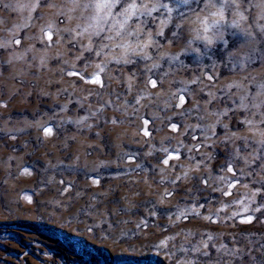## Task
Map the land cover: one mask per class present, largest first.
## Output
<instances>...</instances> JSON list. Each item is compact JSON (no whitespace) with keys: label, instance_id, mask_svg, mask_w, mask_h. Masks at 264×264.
<instances>
[{"label":"rangeland","instance_id":"374dc122","mask_svg":"<svg viewBox=\"0 0 264 264\" xmlns=\"http://www.w3.org/2000/svg\"><path fill=\"white\" fill-rule=\"evenodd\" d=\"M98 2L0 0V264H264V0Z\"/></svg>","mask_w":264,"mask_h":264},{"label":"clouds","instance_id":"9594fccd","mask_svg":"<svg viewBox=\"0 0 264 264\" xmlns=\"http://www.w3.org/2000/svg\"><path fill=\"white\" fill-rule=\"evenodd\" d=\"M133 6H135V3H133L131 9L133 8ZM128 15H131V12H129ZM108 16H111V9L107 13L105 18H107ZM239 16L241 20H246V17L243 15V13H240ZM226 20H227V16H226L225 8L223 6H213L212 11L197 17L199 28L203 32V36L198 38L206 40L209 44L213 43V37L212 35H210V33H212L214 27L221 24L222 22H225ZM127 23H128V16L125 17L123 23H121L120 21L116 22V24L119 25L121 30L124 29ZM115 26L116 25H114V27ZM125 51H127V47L125 48Z\"/></svg>","mask_w":264,"mask_h":264},{"label":"snow or ice","instance_id":"6c2138e0","mask_svg":"<svg viewBox=\"0 0 264 264\" xmlns=\"http://www.w3.org/2000/svg\"><path fill=\"white\" fill-rule=\"evenodd\" d=\"M96 9L98 10L99 13L102 14V16L106 17L107 13L110 11L112 5L109 2V0H99V2L95 5ZM132 13H135L136 9L135 6L130 10ZM99 19V17L97 18ZM48 38L51 39V32L49 31L46 33ZM20 43V41H17V45ZM94 82V81H92ZM47 131H51V129H48ZM248 222H251L250 220Z\"/></svg>","mask_w":264,"mask_h":264}]
</instances>
